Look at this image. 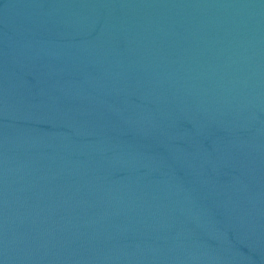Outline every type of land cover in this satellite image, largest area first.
<instances>
[{"label":"water","instance_id":"obj_1","mask_svg":"<svg viewBox=\"0 0 264 264\" xmlns=\"http://www.w3.org/2000/svg\"><path fill=\"white\" fill-rule=\"evenodd\" d=\"M0 264H264V0H0Z\"/></svg>","mask_w":264,"mask_h":264}]
</instances>
